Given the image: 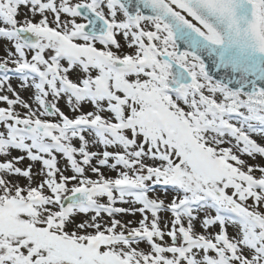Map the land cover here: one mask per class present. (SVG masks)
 <instances>
[{
	"label": "snow or ice",
	"instance_id": "snow-or-ice-1",
	"mask_svg": "<svg viewBox=\"0 0 264 264\" xmlns=\"http://www.w3.org/2000/svg\"><path fill=\"white\" fill-rule=\"evenodd\" d=\"M0 264H264V0H0Z\"/></svg>",
	"mask_w": 264,
	"mask_h": 264
}]
</instances>
